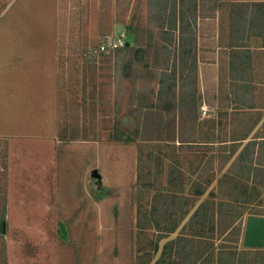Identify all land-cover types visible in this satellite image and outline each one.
Returning <instances> with one entry per match:
<instances>
[{"label": "rangeland", "instance_id": "374dc122", "mask_svg": "<svg viewBox=\"0 0 264 264\" xmlns=\"http://www.w3.org/2000/svg\"><path fill=\"white\" fill-rule=\"evenodd\" d=\"M2 214L0 264H264V0H0Z\"/></svg>", "mask_w": 264, "mask_h": 264}, {"label": "crops", "instance_id": "0c3cea01", "mask_svg": "<svg viewBox=\"0 0 264 264\" xmlns=\"http://www.w3.org/2000/svg\"><path fill=\"white\" fill-rule=\"evenodd\" d=\"M77 192V187L72 185L70 191H66V199L74 202V195ZM260 219V228L258 229H249L248 232L242 235V242L248 247H262L264 245V215L259 217Z\"/></svg>", "mask_w": 264, "mask_h": 264}, {"label": "trees", "instance_id": "16d2710c", "mask_svg": "<svg viewBox=\"0 0 264 264\" xmlns=\"http://www.w3.org/2000/svg\"><path fill=\"white\" fill-rule=\"evenodd\" d=\"M5 216L2 214V217L0 218V233L4 234V225H5Z\"/></svg>", "mask_w": 264, "mask_h": 264}]
</instances>
